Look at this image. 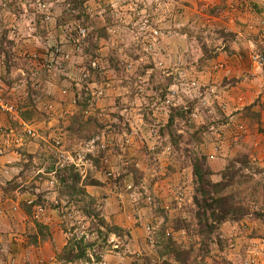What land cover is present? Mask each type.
Wrapping results in <instances>:
<instances>
[{
    "label": "rangeland",
    "instance_id": "374dc122",
    "mask_svg": "<svg viewBox=\"0 0 264 264\" xmlns=\"http://www.w3.org/2000/svg\"><path fill=\"white\" fill-rule=\"evenodd\" d=\"M194 1L0 0V98L11 108L0 111L1 143L38 201L14 212L36 242L56 236L52 264H264V170L249 158L241 169L238 143L222 153L206 106L181 90L190 79L172 74L180 49L195 59L194 40L198 67L230 46L231 4L243 6L235 17L253 42L250 61L264 58V0H211L217 16ZM198 161L213 183L238 170L221 194L245 217L199 226Z\"/></svg>",
    "mask_w": 264,
    "mask_h": 264
},
{
    "label": "crops",
    "instance_id": "0c3cea01",
    "mask_svg": "<svg viewBox=\"0 0 264 264\" xmlns=\"http://www.w3.org/2000/svg\"><path fill=\"white\" fill-rule=\"evenodd\" d=\"M203 2L205 7L209 8L206 13L212 12V16H217L220 13L216 3L211 0L194 1L193 10L202 13ZM242 7L241 3H237L226 8L230 22H223L222 27L225 29L224 31L233 33L234 38L224 52H219L216 57L200 59L207 64L198 67L195 62L200 55L196 54L197 50L194 44L197 42L194 40L192 42L194 49L191 54L196 56L195 59L185 55L180 49L176 53L180 59L175 58L177 61L179 60V65L172 74L174 78L186 74L187 79L197 81L199 87L193 90V95L196 97L194 99L200 105L206 106L207 111L210 112L209 118H212L215 123L212 126L215 127L217 124L218 127L213 132V138L223 144L222 153L228 151L227 143L232 142L236 145L238 143L245 147V154L248 155L249 160L264 170V68L256 67L249 59L250 51L254 45L252 40L246 36V27L237 23L235 17V15L240 16ZM235 18V22H232ZM211 20L213 25L207 20L209 27L221 28L218 23H215L218 21L216 18ZM154 21L158 22V20ZM150 23L154 27L153 21ZM181 25L184 24H176L177 27ZM159 28L164 27L158 26ZM159 48H163V45H160ZM200 54L203 55V53ZM161 58L166 60V54L162 51ZM184 60L191 61L189 68L181 67ZM210 61L217 63L214 70L209 65ZM1 138L0 133V264H52L54 262L53 249L60 248L57 245L56 236L54 234L47 235L42 242L38 239L36 242L33 237L30 238L27 235L32 223L24 220V217L21 218V222L14 212L26 201L28 204L37 205L29 199L30 196L34 197L35 195H29L22 190L24 185H22L19 166L18 164H9L12 157L5 154L6 148L2 145L1 142L4 140ZM257 159L262 163H258ZM13 183H15V188L9 193H5L4 187L12 186ZM40 189L41 187H37L36 190ZM52 246L53 249H51ZM49 260L53 262H49Z\"/></svg>",
    "mask_w": 264,
    "mask_h": 264
},
{
    "label": "trees",
    "instance_id": "16d2710c",
    "mask_svg": "<svg viewBox=\"0 0 264 264\" xmlns=\"http://www.w3.org/2000/svg\"><path fill=\"white\" fill-rule=\"evenodd\" d=\"M82 1L86 3L89 0ZM76 119L80 120L81 118L77 117ZM80 129L81 128H79V130ZM240 156H243V158L239 159L237 162L243 166L241 169L248 168L250 166L248 155L244 153ZM193 174L199 182L197 193L201 195L200 200L197 199V197H194V202L198 206L196 216L199 226H204L208 232H213L219 224L226 221H237L247 215L246 211H241L237 206H235L231 195L221 194L225 188L231 185L233 179L238 174V170H234L232 172L227 167L221 174L222 181L213 183L206 178V176L209 175V172L207 170L203 171L201 168V163L198 161V163L194 165ZM14 188L15 183H13L12 186H5L4 192L9 193V191L13 190ZM35 204L37 205L38 201L35 202ZM208 217H210V219H208ZM202 220H204L205 224H202ZM82 244L83 238L81 237L80 239H75L73 246L78 248L81 247ZM168 252L174 254L176 259L182 261L178 251L170 250ZM82 256H84V252L82 250L77 251L74 255L76 259Z\"/></svg>",
    "mask_w": 264,
    "mask_h": 264
},
{
    "label": "built area",
    "instance_id": "2783aa9c",
    "mask_svg": "<svg viewBox=\"0 0 264 264\" xmlns=\"http://www.w3.org/2000/svg\"><path fill=\"white\" fill-rule=\"evenodd\" d=\"M143 25H144V27H146L150 31V34L148 35L149 37H151L153 39L158 37V33L159 32L157 30H155V29L150 28L151 25H150L148 19L144 20ZM78 32H80L81 36L84 37V35H85L84 29H79ZM251 60H252V63L258 68H260V67H262L264 65V58L261 55L257 54V53L252 55ZM180 86H181V90L184 89V93L185 92L187 93V92L190 91L188 95L185 93L186 96H190V95H193V90L196 88L195 87L196 86V82L193 81V80H190L187 83L181 81L180 82ZM172 94H175V91H173ZM10 110H11V108L6 103H3L2 99L0 98V111H2V112H10ZM29 133H30V131H29Z\"/></svg>",
    "mask_w": 264,
    "mask_h": 264
},
{
    "label": "clouds",
    "instance_id": "9594fccd",
    "mask_svg": "<svg viewBox=\"0 0 264 264\" xmlns=\"http://www.w3.org/2000/svg\"><path fill=\"white\" fill-rule=\"evenodd\" d=\"M150 23V22H149ZM150 25H151V23H150ZM150 28H152V29H154L152 26L150 27ZM155 30H157V29H155ZM158 31V30H157ZM148 35H149V30H148ZM159 35V34H158ZM149 37V36H148ZM153 39V38H152ZM156 39V38H155ZM154 40V39H153ZM190 81V80H189Z\"/></svg>",
    "mask_w": 264,
    "mask_h": 264
}]
</instances>
